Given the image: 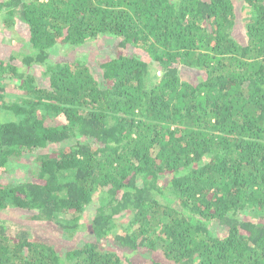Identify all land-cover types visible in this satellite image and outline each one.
<instances>
[{"label":"trees","instance_id":"trees-1","mask_svg":"<svg viewBox=\"0 0 264 264\" xmlns=\"http://www.w3.org/2000/svg\"><path fill=\"white\" fill-rule=\"evenodd\" d=\"M10 28L0 264H264V0H0Z\"/></svg>","mask_w":264,"mask_h":264},{"label":"rangeland","instance_id":"rangeland-1","mask_svg":"<svg viewBox=\"0 0 264 264\" xmlns=\"http://www.w3.org/2000/svg\"><path fill=\"white\" fill-rule=\"evenodd\" d=\"M24 41H27V38L23 33V31L18 30L16 28L5 29V31H2L0 33V53L3 56L9 58H11V56H14L13 61L16 63H20V59L16 56V53L18 54V52L21 50ZM105 43L110 44L112 43V41L105 39L103 40L98 39L96 41L89 42L88 44L83 46L65 45L63 47L58 48L55 52L62 57H65V53H70V54L78 55L79 57L85 58L87 60L93 58L96 59L99 56L96 53H94L90 48L101 47L103 49L105 48ZM101 57L102 56H100L99 58ZM63 120H64L63 116H60L56 120H52V122H50L51 118H48L47 122L56 124L57 122ZM43 236L45 239H52L55 241H59L63 244L65 243V245L67 246H72L74 243L80 242L82 239L81 235L79 234L71 241H67L64 237H61L58 232L48 233L47 231L43 232ZM106 248L113 249L114 247L111 244H107ZM138 261L139 260H137L134 263L137 264Z\"/></svg>","mask_w":264,"mask_h":264}]
</instances>
